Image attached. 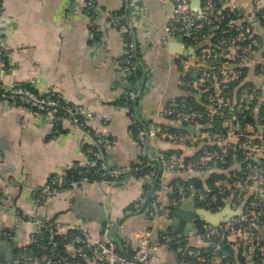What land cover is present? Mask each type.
Listing matches in <instances>:
<instances>
[{
  "label": "crops",
  "instance_id": "obj_1",
  "mask_svg": "<svg viewBox=\"0 0 264 264\" xmlns=\"http://www.w3.org/2000/svg\"><path fill=\"white\" fill-rule=\"evenodd\" d=\"M224 2L227 8L239 10L242 17L238 23L250 28L252 37L260 45L257 55L242 66V71L248 83H252L250 86L263 89L258 68L264 56V24L260 17L264 0ZM0 4V25L10 65L5 73L6 81L33 84L40 90L53 88L65 101L83 106L93 131L106 133L113 140L106 153L111 167L127 173L138 165L141 160L139 145L132 130L131 109L126 106V96L132 85L123 81L118 67V60L125 54V32L109 29L94 37L92 28L95 25L86 14L85 0H1ZM130 4L127 0H97L100 12L97 22L103 25L114 12H121L125 20L129 15L134 22L135 39L151 78L148 92L138 103L139 111L152 118L163 106L191 95L180 84L182 76L177 56L186 55L180 53L179 43L164 37V27L172 9L169 0H136ZM136 9L138 13H134ZM261 108L262 101H259L250 110L255 123H259ZM159 124L177 127L164 119L159 120ZM54 128L56 123L51 116L38 115L0 98V194L5 198L0 203V262H13L14 255H20L24 247L31 245L38 222L46 221L57 224L62 232L73 226L81 227L91 238L97 239L107 219L123 218L124 228L117 232L120 239L134 233L138 242L143 235L142 229L150 228L154 239L162 231H168L181 234L194 247L200 246L192 239L193 230L186 235L171 227L180 228L185 216L194 210V204L199 206L194 198L175 206L170 217L161 216L156 225L144 212L126 213L145 191L143 176L125 173L120 180L87 182L38 203L36 194L52 175L66 174L88 161L82 151L85 138L76 126L64 120L61 123L63 132L59 135H54ZM245 138L260 140L252 135ZM155 146L165 152L186 149L185 145L159 138ZM203 146L197 147L202 149ZM235 152L229 177L214 181L212 176H217L214 172L220 174L222 171L213 167L205 172L184 174L183 179L197 178L208 187L238 176L246 167V156L241 151ZM237 155L241 161L235 159ZM249 159L257 163L262 157L255 151ZM261 171V184L264 185L263 168ZM227 194L225 205L239 209L241 214L247 211L255 197L252 191L242 194L228 191ZM163 202L168 206V194L163 196ZM8 232H12V236L7 235ZM259 235L264 244V223ZM209 246L211 244H206L203 248ZM229 247L231 264H242V246ZM28 257L21 259L19 264H40ZM154 264L191 263L161 250L156 252Z\"/></svg>",
  "mask_w": 264,
  "mask_h": 264
},
{
  "label": "built area",
  "instance_id": "obj_2",
  "mask_svg": "<svg viewBox=\"0 0 264 264\" xmlns=\"http://www.w3.org/2000/svg\"><path fill=\"white\" fill-rule=\"evenodd\" d=\"M127 1L130 4L136 0ZM196 1L200 2L199 7L194 5ZM169 2L172 9L163 31L165 39L181 36L186 44L195 46H190L196 50L193 57L177 56L182 76L180 84L194 97L195 103L186 100L173 102L160 108L152 118H147L141 115L138 103L148 92L151 78L135 39L134 22L129 15L125 20L122 14L114 12L109 14L103 25H98L100 12L97 0H85L86 14L96 26L92 28L94 37L109 29L125 32L126 49L125 54L118 60V67L123 81L133 86L126 100L132 105L130 117L141 158L140 163L127 173L145 178L144 193L126 213L144 212L156 225L161 216L170 217L171 208L189 198H194L199 206L213 211L216 210L214 208L221 196L228 191L240 194L252 191L255 196L253 201L245 213L228 222L216 226L206 222H194L192 239L198 242L199 247H194L181 234L168 231H162L154 239L153 230L150 228L142 229L143 235L138 242L135 241L137 239L134 233L120 239L117 232L124 228L123 218L107 219L97 239L91 238L87 230L81 227L73 226L62 232L55 223L47 225L38 222L31 244H37L43 238L42 230L45 229L49 240L47 245H40L38 254L24 247L20 253L24 256L23 260L29 256V260H36L40 264H154L156 252L165 250L182 262L197 260L212 264H230L229 253L220 247L223 242L231 246H242L244 264H264V244L259 235L262 225L260 219L264 216V185L261 184L262 168L259 161L248 162L238 176L215 182L212 186L200 188L194 182L172 184L179 176L205 172L214 164L224 162L229 150L241 151L246 159L256 151L264 159V88L243 86L234 96L229 91L230 84L238 83L242 79V66L257 55L260 45L252 37L250 28L240 25L238 19L225 22L224 11L232 13L234 18L239 17L240 12L236 7L227 8L224 0ZM134 13H138V9ZM260 17L264 20V8ZM9 67L0 25V98L28 108L38 115L51 116L56 123L54 135L63 132L61 123L64 120L70 121L84 136L83 147L89 145L82 150L88 161L80 165L78 170L84 179L78 181L66 178L65 174L52 175L38 190V203L47 201L62 190H75L82 184L91 182L88 175L99 179L92 182L123 178L126 170L111 167L105 159L113 140L106 133L96 134L93 131L87 110L83 106L65 101L53 88L40 90L33 84L8 83L5 73ZM258 75L264 84V56ZM259 101H262V108L258 117L259 123H255L250 120L248 112ZM162 119L177 127L159 124ZM179 126L192 127L195 131L185 132ZM250 135L259 137L260 140L255 142L244 139ZM240 136L242 138L238 139ZM157 138L185 145L186 149L173 152L159 150L155 146ZM199 144L216 146V149L213 152L206 150L203 155H199L203 149H198ZM165 194L169 196L168 206L163 202ZM4 200V196L0 194V203ZM11 233L8 232L7 235L12 236ZM206 244L213 247L210 256H204L199 251ZM19 261L0 264H19Z\"/></svg>",
  "mask_w": 264,
  "mask_h": 264
},
{
  "label": "trees",
  "instance_id": "obj_3",
  "mask_svg": "<svg viewBox=\"0 0 264 264\" xmlns=\"http://www.w3.org/2000/svg\"><path fill=\"white\" fill-rule=\"evenodd\" d=\"M120 14H121V12H120ZM223 15L226 17L225 18V22L226 21H229L230 19H234V20H236L237 21V19H238V22L240 21V18L242 17V16H239V17H235L234 18V16H233V14L232 13H229L228 14V11L226 10V11H224V13H223ZM261 21L263 22V24H264V20L263 19H261ZM263 27V26H262ZM263 29H264V27H263ZM190 46H194L193 44H189ZM195 47V46H194ZM245 76H246V74H244V76L242 77V79L238 82V83H232V84H230V86H229V91L231 92V96L233 95L234 96V94H236L237 93V91L240 89V88H242L243 86H248V85H251L252 83H248L249 81H247L246 80V78H245ZM189 92V91H188ZM190 93V92H189ZM181 98V97H180ZM182 99H184V100H186V101H189V102H191V103H195V99H194V97L192 96V95H185ZM181 101V100H180ZM179 100H178V102H180ZM126 106L128 107V108H131L132 107V105L130 104V103H128L127 102V100H126ZM249 113V118H250V120H252V114L250 113V111L248 112ZM220 121V120H219ZM219 126V122H217V127ZM215 129V128H214ZM132 130H133V132L135 131V128H133L132 127ZM63 131V130H62ZM89 145H84V149L86 148V147H88ZM97 148V147H96ZM216 149V146H204L203 147V149L202 150H200V152H199V155H203V153L204 152H206V150H209L210 152H213L214 150ZM171 152H173V151H171ZM236 156V152L235 151H233V150H229V152L227 153V155H226V157H225V161L224 162H222V163H217V164H214L213 165V167H218V169H221V171L223 172H220V174H218V173H216V172H214V174L213 175H217V176H212V178L213 177H215L213 180L215 181V179H217V180H220V179H223V178H227V177H229V175H230V173H231V164L233 163V160H234V157ZM105 159H106V154H105ZM236 160H239V161H241L242 160V158L240 157V155H237V157L235 158ZM248 162H251L250 161V159H246V164L248 163ZM259 163H260V165H261V167L263 168V170H264V161L263 160H260L259 161ZM212 167V168H213ZM80 168L79 167H77L76 169H71V170H69L66 174H65V177L66 178H73V179H75V180H78V181H82L83 179H84V177L82 176V175H80L79 174V170ZM190 174H193V172L192 173H190ZM187 175V174H186ZM184 175H182V176H179L178 177V179H176V180H174V181H172V184H174V183H188V182H194L198 187H202L203 185L201 184V182L197 179V178H193V177H191V178H189L188 180H184L183 177ZM88 180L89 181H92V180H99L97 177H91L90 175H88ZM212 178H210V180L212 179ZM263 179H264V173H263ZM209 180V181H210ZM212 186V185H211ZM228 194H225V195H223V196H221V198H220V200L218 201V204H217V207H215L214 209H216V210H219V209H222L223 207H224V205H225V199L228 197L227 196ZM173 209L174 208H171V210H170V213H173ZM215 210V211H216ZM260 221H261V223L263 224L264 223V216H262L261 217V219H260ZM51 223H53V222H48V221H46V222H44V224H51ZM46 230L47 229H45V230H42V231H44V234H43V238L41 239V240H39L38 241V243L37 244H31L28 248H30L31 250H32V252H34L35 254H38L39 253V248H40V245H47V242H48V237H49V234H48V232H46ZM230 245L229 244H226V243H221V249L222 250H224V251H227V252H229L230 251V253H231V249H230V247H229ZM199 251L202 253V255H204V256H210V254L212 253V251H213V247L212 246H209V247H207V248H202V249H199ZM231 256H232V254H231ZM229 259L230 260H232L230 257H229ZM187 262L188 263H193V264H212V263H209V262H200V261H197V260H187ZM230 264H231V262H230ZM242 264H244V257L242 258Z\"/></svg>",
  "mask_w": 264,
  "mask_h": 264
},
{
  "label": "water",
  "instance_id": "obj_4",
  "mask_svg": "<svg viewBox=\"0 0 264 264\" xmlns=\"http://www.w3.org/2000/svg\"><path fill=\"white\" fill-rule=\"evenodd\" d=\"M200 4L199 1H196L194 3L195 6H198ZM172 42L179 43L181 45V52L183 55H188L191 54L194 56L196 54V50L194 48H190L187 46L185 40L181 36H177L175 38L171 39ZM133 86H131L132 88ZM136 88V86H134ZM182 130L188 131V132H194V128L192 127H182ZM185 203V202H184ZM241 215L240 210L236 209L233 210L231 208L230 204H227L224 206L223 209L213 211V210H208L204 207L201 206H196L194 204V210H191L190 215L185 216V220L180 223V228H177L176 225H171L173 231H179V232H184L186 235L187 234H192L194 222H206L212 225H218L223 222H228L231 219L238 217ZM176 220H174L175 222ZM24 256L20 255H14L13 260H21L23 259Z\"/></svg>",
  "mask_w": 264,
  "mask_h": 264
}]
</instances>
